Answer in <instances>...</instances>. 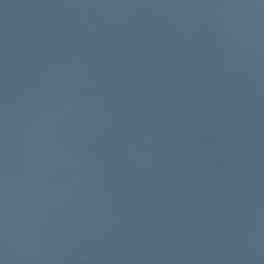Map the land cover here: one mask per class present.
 I'll list each match as a JSON object with an SVG mask.
<instances>
[{"label": "water", "instance_id": "obj_1", "mask_svg": "<svg viewBox=\"0 0 264 264\" xmlns=\"http://www.w3.org/2000/svg\"><path fill=\"white\" fill-rule=\"evenodd\" d=\"M2 264H264V0H0Z\"/></svg>", "mask_w": 264, "mask_h": 264}, {"label": "snow or ice", "instance_id": "obj_2", "mask_svg": "<svg viewBox=\"0 0 264 264\" xmlns=\"http://www.w3.org/2000/svg\"><path fill=\"white\" fill-rule=\"evenodd\" d=\"M0 264H2V261H0Z\"/></svg>", "mask_w": 264, "mask_h": 264}]
</instances>
